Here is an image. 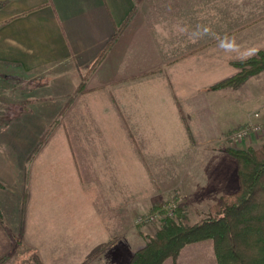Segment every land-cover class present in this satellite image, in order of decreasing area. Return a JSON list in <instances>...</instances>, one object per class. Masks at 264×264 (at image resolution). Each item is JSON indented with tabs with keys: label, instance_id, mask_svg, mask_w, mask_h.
I'll return each mask as SVG.
<instances>
[{
	"label": "crops",
	"instance_id": "0c3cea01",
	"mask_svg": "<svg viewBox=\"0 0 264 264\" xmlns=\"http://www.w3.org/2000/svg\"><path fill=\"white\" fill-rule=\"evenodd\" d=\"M224 36L240 53L218 47ZM251 47L264 52V0H0V76L20 118L0 145V264L30 254L82 264L102 248L95 263L130 264L146 244L136 214L178 195L201 219L237 192L227 140L245 126L264 133V72L240 93L209 89ZM104 52L77 94L78 69ZM67 106L69 141H48L28 160L29 132L43 131L31 119ZM263 141L253 135L235 148ZM164 264H218L214 243L188 245Z\"/></svg>",
	"mask_w": 264,
	"mask_h": 264
},
{
	"label": "trees",
	"instance_id": "16d2710c",
	"mask_svg": "<svg viewBox=\"0 0 264 264\" xmlns=\"http://www.w3.org/2000/svg\"><path fill=\"white\" fill-rule=\"evenodd\" d=\"M105 56L98 59L81 74L77 93L83 92L87 78ZM238 73L213 86V90L238 88L249 78L264 71V52L243 62H236ZM47 82L38 86H46ZM226 152L237 161L240 188L223 197L210 209V216L190 224L184 208L173 202L155 205L150 214L163 215L162 226L155 237L147 238L141 250L134 253L130 264H164L176 260L188 245L211 240L218 264H264V145L246 149L227 148ZM25 197V194H24ZM1 220V214H0ZM105 249L82 264L97 259Z\"/></svg>",
	"mask_w": 264,
	"mask_h": 264
},
{
	"label": "rangeland",
	"instance_id": "374dc122",
	"mask_svg": "<svg viewBox=\"0 0 264 264\" xmlns=\"http://www.w3.org/2000/svg\"><path fill=\"white\" fill-rule=\"evenodd\" d=\"M261 52H263V51H260V52L256 53L251 58L256 57ZM236 62L237 63L241 62V60H237V61L231 63V65L237 70V72L234 75H236L238 73L237 67L234 66V63H236ZM0 71L2 72V74L4 73L3 69H0ZM261 73H259V74H261ZM234 75H232V76H234ZM232 76H230V77H232ZM252 77H254V76H252ZM227 78H229V77H227ZM227 78H225V79H227ZM225 79H223V80H225ZM223 80H221V81H223ZM248 80H250V78ZM248 80L243 85H241L238 88H227V89H221V90H213L212 89L213 86H215L216 84L220 83L221 82L220 81V82L214 84L212 87H210L209 92L210 91H213V92H218L219 91V92L240 93V90L242 89V87H244V85L248 82ZM7 81H8V79H6L4 76H0V145H1V143L3 141H8V139H4V138L6 137L5 131L10 129V124L13 123V122L14 123H18V121L20 120V118L12 117V115L16 114L15 113V109L11 108L12 111L9 109V107L12 104H9V100L7 99L8 95L10 94V96H15V97H18V96H16V94L14 92H12V93L8 92L7 93V88L10 87L11 84H12V83H10V86H9L8 83L10 81L8 83H7ZM14 88H16V87H14ZM84 88H85V86H83V88L81 90L83 91ZM20 89H21L20 87H17L16 90H20ZM17 93H20V92H17ZM79 93H77V94H79ZM241 93H244V90L241 91ZM12 103H15V101H13ZM20 103H21V105L23 104V106L25 105V102H20ZM179 104L181 105V103H179ZM66 105H68V103ZM68 108H69L68 106L64 107L62 109V111L60 112V114L57 115L54 118H33V119H31L33 121V124L34 125L38 124L37 127H40L41 129H43V131H41V133H40L41 135H38V134H37V136L35 135L36 138H35V136L33 137V133L32 132H29V137L27 138V140H29V147H30L29 153L27 155L28 156V160L29 159L31 160L32 158H35L38 155V153L41 151V149L44 146V144H46V142H48V141H57V142H59V141H69L71 121L75 120V117L74 116H69L67 114L68 113ZM7 112L11 113V115L8 116ZM185 114L186 113H184L183 110H181L182 123H183L184 128H185V130L187 132V135L190 138H192V134H191V131H190V130H192V128H191V125H190L188 119L185 117ZM14 126H15V124H14ZM17 127L18 126L16 125L15 128H17ZM240 128H238V129H240ZM259 128H260V126H259ZM263 128H264V126H263ZM36 129L34 131H36ZM238 129H236V130H238ZM236 130H234L230 135H232ZM253 135H257L258 137H260L261 140L264 139V133L261 132L260 130L256 131V133L252 134V136ZM15 137L17 138L16 139L17 141H21V142H23V144H26V141L23 139L24 136L21 137L20 134H17ZM231 140H232L231 138H229V140H227V141H229L232 144L228 148H235V146L239 145V143H234ZM263 145H264V141L261 144H259L258 148L263 146ZM175 197L176 196H174L173 198H171L167 202H163V203L159 202L157 204H166V203H169V202H173L175 200ZM25 201H26V196L24 197V201H23L24 205H25ZM157 204H155V205H157ZM174 204L179 205L180 207H182V209L184 208V210L186 211V214H187V216L189 218L190 224H195V223H197V222H199V221H201L203 219H206V218H208L210 216V212L208 211V214H205V215L202 216L201 219H198L200 216H198V215L195 216V214L193 212H191V216L192 217L190 219V212H188L189 210H188V208H186L185 205H181L182 203H180L179 201L175 202ZM151 210H150V212H151ZM150 212H148L147 214H144V215L143 214H136V234L139 235L140 237H142L143 239H145L146 243H147V238H153V237L156 236V233H158V231L160 230V228L162 226V223H163L162 219L164 217L163 215H160L158 213L157 214H150ZM149 216H154L153 221H150V222L148 221L149 220L148 219ZM144 223H148L149 225H147L146 227L147 228L150 227V228H152L155 231V234H154L155 236L153 235V237H151V236L145 235V230H144V227H143ZM140 225H141V227H140ZM148 235H151V234H148ZM103 249L106 250V248H102L101 250H103ZM101 250H99V251H101ZM98 252H96L94 255H96ZM47 253H49V252L46 251V254ZM94 255L90 256L88 259H91ZM30 256H31V260L28 263H24V264H54L52 259H50L51 256H48L47 257L48 261L45 260V262L41 261L40 258L37 255H34L36 257H32V254H30ZM88 259H86L85 261H87ZM169 260H172V259H169ZM95 261H96V259L91 261L89 264H100L99 262L95 263ZM101 264H103V263H101Z\"/></svg>",
	"mask_w": 264,
	"mask_h": 264
},
{
	"label": "clouds",
	"instance_id": "9594fccd",
	"mask_svg": "<svg viewBox=\"0 0 264 264\" xmlns=\"http://www.w3.org/2000/svg\"><path fill=\"white\" fill-rule=\"evenodd\" d=\"M200 26H198L199 28ZM209 29L207 27L203 28V34H207ZM218 47L227 53H240L241 45H239L234 37L224 36L219 40ZM259 51L256 47L247 48L242 54L238 56L241 62L250 59Z\"/></svg>",
	"mask_w": 264,
	"mask_h": 264
},
{
	"label": "built area",
	"instance_id": "2783aa9c",
	"mask_svg": "<svg viewBox=\"0 0 264 264\" xmlns=\"http://www.w3.org/2000/svg\"><path fill=\"white\" fill-rule=\"evenodd\" d=\"M260 130L258 126H245L241 127L240 129L236 130L230 138L231 141L234 143H243L248 137H251L252 134L256 133V131ZM154 216H149L148 221H153ZM142 222V221H141Z\"/></svg>",
	"mask_w": 264,
	"mask_h": 264
}]
</instances>
